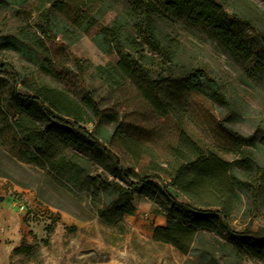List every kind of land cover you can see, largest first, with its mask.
Masks as SVG:
<instances>
[{"label": "rangeland", "instance_id": "obj_1", "mask_svg": "<svg viewBox=\"0 0 264 264\" xmlns=\"http://www.w3.org/2000/svg\"><path fill=\"white\" fill-rule=\"evenodd\" d=\"M235 9L264 28V0H233ZM32 6L16 7L0 0V77L12 80L9 64L27 81L39 79L51 87L67 91L76 100L91 94L102 110L119 113V121H100V142L112 150L125 167L138 174L160 177L152 181L168 187L179 200L200 210L223 211L237 230L250 229L264 235V203H253L247 189L235 181V139L220 126L227 115L222 104L194 92H186L176 115L161 117L143 94L130 82L111 89L98 73V66L118 63L115 51H104L95 41L99 28L70 43L62 35L44 37V46L28 42L29 52L3 46L19 32H32L40 22ZM232 11V9H229ZM113 17L109 13L107 24ZM160 30L182 43L181 58L194 65H206L217 78L236 114L224 123L243 134L261 135L264 128V84L253 78L255 61L242 64L212 36L187 18L171 12L157 16ZM41 33H39L40 35ZM77 58L82 60V71ZM6 68V72L2 71ZM45 68L51 71H46ZM153 77L164 73L153 65ZM53 72V73H50ZM164 101L176 102L172 94ZM87 118H93L89 110ZM94 130V125H87ZM113 136L112 143L105 137ZM0 147V264H209L211 255L219 264H255L240 259L226 232L202 230L190 252L182 255L170 244L153 240L157 226L166 217L153 212L154 202L141 190H135V214L111 212L102 220L89 192L91 178H111L91 155L75 156L76 164L62 178L45 168L22 162L15 149ZM264 165V149L257 154ZM89 160V162H88ZM91 161V162H90ZM88 168V172L83 168ZM115 199L103 195L101 202ZM19 204H24L23 213ZM103 204V203H101ZM23 245L22 252L15 248Z\"/></svg>", "mask_w": 264, "mask_h": 264}, {"label": "trees", "instance_id": "obj_2", "mask_svg": "<svg viewBox=\"0 0 264 264\" xmlns=\"http://www.w3.org/2000/svg\"><path fill=\"white\" fill-rule=\"evenodd\" d=\"M1 1L16 7L32 6L27 21L33 13L40 17L36 30L21 31L3 44L22 56L29 52L28 42L43 47L44 37L62 35L68 42L76 43L83 35L99 28L94 41L104 51H115L119 56L118 63L97 68L111 89L130 82L153 106L155 113L161 117L174 114L180 120L184 118L180 107L186 92L204 95L225 106L227 115L219 120V124L235 139V162L242 176L234 168L235 181L240 188L250 192L253 203H264V165L257 156L264 149V128L260 136L256 133L246 135L224 123L225 118L237 113L236 105L206 65L190 64L181 58L182 43L173 35L162 32L157 20L164 11L187 18L212 35L236 61L245 64L254 60L255 65L250 69L252 76L264 84V28L239 13L233 0ZM109 13L113 17L104 24ZM77 65L82 71L80 58H77ZM153 65L167 75L160 73L154 78ZM9 66L12 83L7 94L4 92L7 78L0 77V147L10 145L12 152L17 149L15 156L22 162L41 168L47 165L62 178L76 165L73 162L75 156L91 155V159L96 160L111 177H93L89 187L95 199L94 207L102 220L113 211L135 214V190L139 189L154 202L153 212L166 217V224L155 228L154 241L170 244L180 254L187 255L200 231H224L231 238L238 258L264 264L262 233L249 228L235 229L226 212L200 210L179 201L167 186L152 181L160 176H134L119 156L100 142L99 122H118L119 113L102 110L91 94L81 103L67 91L51 87L39 79L27 81L12 64ZM2 71L7 70L3 68ZM163 94H172L176 102L164 101ZM89 110L93 113L91 119L87 118ZM89 124L94 125V130L87 126ZM112 138L105 137V141L112 143ZM69 153L74 157H69ZM83 169L88 172L87 167ZM111 194L115 199L101 202L103 195ZM22 251L23 245L15 248L16 253ZM209 264L219 262L211 255Z\"/></svg>", "mask_w": 264, "mask_h": 264}, {"label": "built area", "instance_id": "obj_3", "mask_svg": "<svg viewBox=\"0 0 264 264\" xmlns=\"http://www.w3.org/2000/svg\"><path fill=\"white\" fill-rule=\"evenodd\" d=\"M19 207L23 213H27L26 206L24 204H19Z\"/></svg>", "mask_w": 264, "mask_h": 264}]
</instances>
